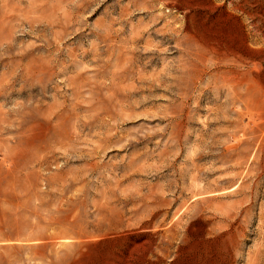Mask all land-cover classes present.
Listing matches in <instances>:
<instances>
[{"label": "rangeland", "instance_id": "1", "mask_svg": "<svg viewBox=\"0 0 264 264\" xmlns=\"http://www.w3.org/2000/svg\"><path fill=\"white\" fill-rule=\"evenodd\" d=\"M0 264H264V0H0Z\"/></svg>", "mask_w": 264, "mask_h": 264}, {"label": "bare ground", "instance_id": "2", "mask_svg": "<svg viewBox=\"0 0 264 264\" xmlns=\"http://www.w3.org/2000/svg\"><path fill=\"white\" fill-rule=\"evenodd\" d=\"M192 1V0H191ZM202 5V4H201ZM186 19V18H185ZM185 29V28H184ZM135 247V246H134ZM131 255V254H130ZM128 257V256H127Z\"/></svg>", "mask_w": 264, "mask_h": 264}]
</instances>
